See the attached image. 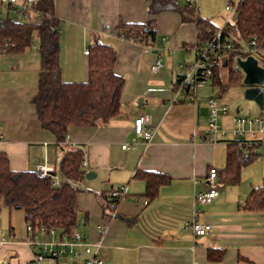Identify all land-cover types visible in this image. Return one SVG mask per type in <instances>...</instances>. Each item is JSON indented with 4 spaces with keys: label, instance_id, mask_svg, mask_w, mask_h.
Wrapping results in <instances>:
<instances>
[{
    "label": "crops",
    "instance_id": "0c3cea01",
    "mask_svg": "<svg viewBox=\"0 0 264 264\" xmlns=\"http://www.w3.org/2000/svg\"><path fill=\"white\" fill-rule=\"evenodd\" d=\"M195 2L197 15L213 27L221 29L233 22V14L229 18V12L215 9L213 0ZM149 3L54 0L59 22L58 63L64 82H86L88 55L84 52L94 40L115 50L114 73L123 79L119 116L106 125L71 127L61 144L53 134L42 130L31 104L41 67L38 40L20 53L0 52V153L7 157L11 171L35 172L36 167L43 166L60 180L57 171L64 153L81 150L85 175H93L91 180L84 176L75 195L74 232L101 242L103 264H264V212H248L243 206L247 195L263 179L252 177L249 184L240 182L238 186L217 181V198L210 204H194V196L209 189V168L224 167L227 142L232 140L229 133L236 127L233 119L240 118L229 117L228 113L220 116L219 125L227 135L214 143L206 138V101L215 94L205 95L203 101L198 100L199 89L192 99L174 94L175 77L186 74L195 61L194 23L184 22L177 12L164 11L153 17V45L116 36L120 24L144 25L152 19ZM158 57L163 67L152 74L150 68ZM221 73L225 81L226 74ZM140 117L147 118L145 128L151 133L148 143L137 139L133 131L134 121ZM257 139L264 140V135ZM123 145L132 147L124 150ZM142 173L166 175L170 181L150 198ZM120 189L125 196L111 208L110 194ZM193 217L209 223L212 233L196 238L190 229ZM33 234L42 238L37 232ZM33 234L26 231L21 207L1 206L0 262L30 264L32 250L27 243ZM212 249L223 251L220 262L207 259ZM43 264L82 262L67 258Z\"/></svg>",
    "mask_w": 264,
    "mask_h": 264
},
{
    "label": "trees",
    "instance_id": "16d2710c",
    "mask_svg": "<svg viewBox=\"0 0 264 264\" xmlns=\"http://www.w3.org/2000/svg\"><path fill=\"white\" fill-rule=\"evenodd\" d=\"M150 0V19L144 25L120 24L116 36L138 44L151 46L156 42L153 17L164 11H174L184 22L194 23L197 42L193 48L209 38L206 29L215 32L219 28L197 15L196 8L188 7L186 0ZM233 22L227 23L221 31L220 40L232 39L240 48L249 46L253 57L264 68V0H235ZM39 19V22H35ZM38 40L40 72L37 93L31 99L37 120L42 130L50 132L58 144L63 143L71 127L90 128L106 125L120 114V96L123 79L114 73L115 50L98 40H94L88 51L87 80L84 83H66L61 77L58 63L60 51L59 22L54 14V0H35L32 10L21 18L11 10L0 7V52L20 53ZM254 40V46L250 41ZM238 55L243 53L225 52L220 64L212 68L210 87L217 90L212 97L218 98L229 86L242 85L243 74L234 68ZM225 62V63H223ZM221 71L226 74L223 81ZM264 90V86H263ZM260 117L264 118V108ZM240 143L242 144L240 146ZM264 142H245L232 139L227 142L225 165L217 169L218 183L236 186L245 166L258 157V150ZM59 183L53 184L51 174L40 178L36 171L15 172L8 167V159L0 153V207L8 209L21 207L25 222L32 232L40 227L56 229L60 235H69L77 225L75 195L81 190L85 176L81 150L72 149L64 153L59 161ZM146 184V196H156L160 186L168 184L166 175L142 173ZM248 212H264V179L259 187L252 189L244 201ZM223 251H208L207 259L220 262Z\"/></svg>",
    "mask_w": 264,
    "mask_h": 264
},
{
    "label": "built area",
    "instance_id": "2783aa9c",
    "mask_svg": "<svg viewBox=\"0 0 264 264\" xmlns=\"http://www.w3.org/2000/svg\"><path fill=\"white\" fill-rule=\"evenodd\" d=\"M35 0H0V7L11 10L18 17H22L27 11L32 10V5ZM188 7L196 8L195 0H186ZM236 4L227 2L224 10L226 12H232L234 14ZM35 22H39L36 19ZM222 28L212 32L210 28L206 29V33L209 34V38L204 40L201 44L194 48L195 61L188 67V72L179 73L174 79V94L175 96H184L188 98H195L198 89L206 86L212 78V68L217 63L220 64L223 60V54L225 52L243 53L253 57V50L249 46L236 47V42L232 39L220 40ZM250 45L254 46V40L250 41ZM88 55V51L84 52ZM237 58L242 60L246 57L238 55ZM236 58V59H237ZM225 63V62H223ZM163 65L161 59L158 57L152 64L150 71L152 74H156L162 69ZM234 68L240 71L238 64H234ZM206 109L208 114L207 123V140L217 142L219 138H224L227 132L219 125V117L228 113L227 105L221 103L218 98L210 97L206 101ZM147 122L146 117H140L134 121L133 131L137 139L142 140L144 143H148L151 139V133L149 129L145 128ZM233 123L235 129L231 131L230 136L232 139L242 140L245 142H258L263 139H257L261 135H264V118L258 117L255 120L247 121L244 118H234ZM257 127L253 130L251 127ZM2 135L0 134V139ZM242 144L240 143V146ZM132 145H123L122 149H130ZM264 149V144L263 148ZM85 166V163H83ZM53 171L43 166L36 167V173L40 178L49 177ZM53 178V184L57 186L59 178L57 175H51ZM218 175L216 168H209L206 181L209 184V189L205 192H199L194 196L195 205H206L212 203L218 196L217 182ZM125 192L123 189L113 191L110 194V206L114 208L115 205L124 198ZM147 201H144L146 204ZM190 229L196 238L204 237L212 233V226L209 223H200L193 217ZM26 231L32 233V228L28 222H26ZM37 233L42 237L38 239L33 234L31 240L27 245L32 250V258L30 264H43L45 261L55 263L59 259H71L74 261H81L82 264H103V260L99 256V249L101 248V242H92L88 237H83L79 233L74 232L69 235H58L56 229L47 230L45 227H40ZM101 233V230L99 231ZM44 237H51L52 239H44ZM54 238V239H53ZM0 243H2V236H0ZM2 264V262H0Z\"/></svg>",
    "mask_w": 264,
    "mask_h": 264
},
{
    "label": "rangeland",
    "instance_id": "374dc122",
    "mask_svg": "<svg viewBox=\"0 0 264 264\" xmlns=\"http://www.w3.org/2000/svg\"><path fill=\"white\" fill-rule=\"evenodd\" d=\"M178 1L181 4L184 3L183 0ZM227 1L236 3L235 0H213L212 6H214V8L218 10L219 8L224 9ZM227 15L230 18L232 16V12L227 13ZM209 86L210 83H207L203 89L201 88L198 90L197 93L199 94L197 95L199 101H203V99H205V95L207 94H215L218 92L216 89L211 90ZM244 90L245 87L243 86V84H233L229 86V88L218 97V100L228 106L229 117L239 116L240 118H244L247 121H253L260 116L261 110L256 106L254 102L248 101L244 98ZM236 110L239 111L238 114H236ZM257 153L258 157L253 162L245 166L241 172L240 182L243 185L249 184L251 181H253V179H255V177L258 180L264 179V149L260 148ZM252 177L253 179L251 180L250 178ZM242 179L244 180V182L242 181ZM61 261L62 260H60L59 262L62 263Z\"/></svg>",
    "mask_w": 264,
    "mask_h": 264
},
{
    "label": "water",
    "instance_id": "95a60500",
    "mask_svg": "<svg viewBox=\"0 0 264 264\" xmlns=\"http://www.w3.org/2000/svg\"><path fill=\"white\" fill-rule=\"evenodd\" d=\"M236 63L243 74L242 84L245 87L244 98L254 102L262 110L264 108V68L252 56H248L244 60L237 58ZM92 175L89 172L85 177L87 180H91Z\"/></svg>",
    "mask_w": 264,
    "mask_h": 264
}]
</instances>
